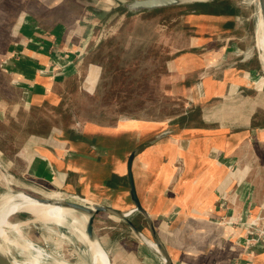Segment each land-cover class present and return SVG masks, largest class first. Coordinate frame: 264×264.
I'll use <instances>...</instances> for the list:
<instances>
[{
    "label": "crops",
    "instance_id": "crops-1",
    "mask_svg": "<svg viewBox=\"0 0 264 264\" xmlns=\"http://www.w3.org/2000/svg\"><path fill=\"white\" fill-rule=\"evenodd\" d=\"M98 1L85 0L88 7L74 22L83 26L75 41L73 30L63 26L50 31L36 29L30 22L28 30H23L22 47L14 52L16 57L4 59L3 68L10 84L20 90L25 106L40 107L52 98L60 99L54 87L75 72L90 53L62 75L56 74L60 69L47 74L36 70L50 69L51 44L60 42L64 50L72 47L73 52L80 48L71 62L90 48L85 40L80 42L81 37L92 28L101 33L103 23L117 12L122 0H108L114 4L105 11L98 7ZM210 1L214 0L191 6ZM236 13H187L188 19L219 22L214 31L209 26L204 31L194 28L189 46L166 66L167 73L177 80L179 94L196 99V115H191L188 125L123 120L111 125L73 124L70 132H49L47 139L27 145L33 151L28 160L33 180L47 186L49 193L64 197L75 194L87 205L126 214L133 209L126 162L134 152L133 186L145 214L137 213L142 224L129 218L133 213L128 218L139 232L161 245L172 264H264V243L246 248L239 238L243 231L222 221L229 211L235 218L248 211L251 217H258L264 229V115L259 108L264 84L258 85L254 46L244 42L249 37L247 30L245 26L239 29L246 18ZM126 14L123 11L118 16ZM226 21V25L221 24ZM203 69L210 73L201 79L203 96L198 98L196 81ZM87 70V76L93 75L96 81L99 68L89 65ZM212 70L216 72L212 74ZM220 102L227 106L216 109L221 118L212 125L216 119L206 121V117ZM225 107L235 112L232 121L223 119ZM180 163L182 171L177 174ZM101 214L116 215L100 213L96 217ZM122 222L129 229L126 239H136V233Z\"/></svg>",
    "mask_w": 264,
    "mask_h": 264
},
{
    "label": "rangeland",
    "instance_id": "rangeland-1",
    "mask_svg": "<svg viewBox=\"0 0 264 264\" xmlns=\"http://www.w3.org/2000/svg\"><path fill=\"white\" fill-rule=\"evenodd\" d=\"M98 2L102 11L112 8L111 5L114 4H108V0ZM227 2L232 6V10H222V13L237 12L236 15L246 18L239 29L245 26L247 30L249 37L244 42L254 46L253 57L258 62V75L264 84L263 65L255 48V38L250 39L258 14V1L225 0V3ZM202 5L204 6L184 5L148 13L126 14L122 18L118 15L122 16L124 10L118 7L117 12L103 23L101 33L92 28L89 29L90 33L79 38L80 42L85 40L87 47L90 44L91 47L100 34L98 45L86 57V61L75 72L63 77L58 86L54 87L53 91L60 99L52 98L40 107L29 108L21 101L20 90L10 84V76L3 68L4 59L9 55L11 58H14V55L16 57L14 52L17 53L22 47V38L26 34L23 30H28L30 22L35 23L36 29L50 31L63 26L73 30V40H77L83 26H75L74 22L82 18L88 6L85 5V0H0V195L23 192L41 198L40 193L50 192L47 186L33 180L28 173V160L33 151L27 147L34 141L47 139L49 132L65 133L73 124L111 125L123 120L177 122L180 125H188L192 121L191 115H196V99L179 94L177 80L174 74L167 73L166 66L172 58L189 46L194 28L204 31L203 29L209 26L210 30H215L218 20L188 19L186 11L189 9L203 10L205 15L220 13V8L218 9L214 2ZM227 22L221 24L226 25ZM63 47L60 42L51 44L48 50L50 66H62L80 51V48L73 52L72 47H66L65 50ZM89 65L99 68L98 77L94 82L93 75H88L90 79L87 76ZM207 73L210 71L203 69L197 76L198 98L203 96L200 82ZM260 102L259 108L263 112L261 115H264L263 96ZM221 105L227 106L223 102L216 103L206 121L216 119L212 125L219 123L220 110L216 109H220ZM224 110L226 112L222 110L223 119H235V112L228 111V107ZM250 122V125L254 124L253 121ZM204 123L203 121L201 124ZM178 170L177 174H180L181 163ZM58 197L84 203L81 197L75 194L69 199L62 194H58ZM129 218L136 224H142L137 219L136 212ZM11 221L25 223H20L19 233L6 232V241L0 240L6 260L21 263L34 254L22 250V240H26L42 250L44 264H89L86 246L78 242L77 234L72 235L66 226L42 222L27 212L15 214ZM128 231L127 225L116 215H99L95 219L93 233L100 244L93 247L91 254L97 257L101 264H108L107 257L110 264H164L148 245L149 242L155 241L139 231L136 239L127 240Z\"/></svg>",
    "mask_w": 264,
    "mask_h": 264
},
{
    "label": "bare ground",
    "instance_id": "bare-ground-1",
    "mask_svg": "<svg viewBox=\"0 0 264 264\" xmlns=\"http://www.w3.org/2000/svg\"><path fill=\"white\" fill-rule=\"evenodd\" d=\"M257 9H258L257 11L258 14L255 19V27H254L255 48L259 52V58H261L262 61V65H263L262 71L264 75V19L261 15L258 2H257ZM261 84H263V81L260 79L258 80V85ZM40 197L42 199H48L52 201H58V202L63 201V199H60L58 197L57 192L43 193V194L40 193ZM67 198L69 199L70 197ZM19 212H27L33 215L35 219L40 220L42 222H51L57 226H63V227L66 226L70 230V233L72 235L74 233L77 234L76 236L77 241L86 246L88 258H89L88 259L89 264H101L98 258L91 254V250L93 249V247L99 245L100 243L96 239L90 240L85 234V225L88 218L86 215L84 214L77 215L74 211L68 208L60 207L57 204H49V205L40 204L38 201H36L35 197H32V195L30 196V194L23 192L4 193L0 195V240L6 241L7 239L6 232L14 231L15 233H19L18 230L21 225L20 223H25V222L16 223L11 221L12 217ZM22 241H23L21 246L22 250L24 252L27 253L32 252L34 254L29 255L28 258L21 263L16 261H8L5 259L6 254L4 252L2 243L0 241V264H4L1 263L4 261L6 262V264H44L43 261L45 258L42 250L33 246L26 240H22ZM148 245L155 254L158 253L154 243L149 242ZM83 254L85 255V253ZM160 259L163 262V259L162 258ZM107 263L110 264L108 257H107ZM57 264H61V263H57Z\"/></svg>",
    "mask_w": 264,
    "mask_h": 264
},
{
    "label": "water",
    "instance_id": "water-1",
    "mask_svg": "<svg viewBox=\"0 0 264 264\" xmlns=\"http://www.w3.org/2000/svg\"><path fill=\"white\" fill-rule=\"evenodd\" d=\"M206 0H122L120 1V3L118 4V6L120 8H122L126 13L130 14V15H134V14H140V13H148V12H152V11H157V10H162V9H168V8H174V7H179V6H191L195 3H202L205 2ZM259 7H260V12L261 15L264 19V0H257ZM187 13H195L194 9H189L186 11ZM100 38V37H99ZM99 43V39L97 38L94 42V44L87 49L86 51L82 52L79 56L76 57V59L71 62L70 64H68L67 66L63 67L62 69H60L59 71H57V75H62L63 73H65L69 68L74 67L75 65H79L84 57L86 55H88L90 52H92V50H94V48L98 45ZM134 157V152L130 153V155L127 158V162H126V173H127V178L129 181V193H130V198L133 204V209L126 214H120L117 213L113 210H110L106 207L103 206H99V205H87L85 203H79L73 200H63V201H52V200H48V199H42V198H35L36 201H38L40 204H57L60 207H64V208H68L72 211H74L75 213H81L86 215L87 218V222L85 225V234L87 235V237L90 240L95 239L94 238V233H93V221L95 219V217L100 214V213H114L116 214L118 217H120L124 222H126L129 227L132 229V231L134 233H139L138 230L135 228V226L133 225V223L129 220L128 216L131 213H140V214H145L144 209L142 208L137 196H136V192L134 190V186H133V180H132V173H131V164H132V160ZM153 239L155 240L154 236ZM154 245L158 251V253H156V255H158L160 258L163 259V263L164 264H172V262L170 261V259L168 258V256L164 253L161 245L155 241ZM6 264V262H1Z\"/></svg>",
    "mask_w": 264,
    "mask_h": 264
},
{
    "label": "built area",
    "instance_id": "built-area-1",
    "mask_svg": "<svg viewBox=\"0 0 264 264\" xmlns=\"http://www.w3.org/2000/svg\"><path fill=\"white\" fill-rule=\"evenodd\" d=\"M70 63L71 60L59 67L53 65L50 66V69L39 68L37 70H39V73L47 74L54 72L55 69H62ZM223 204L225 205V203ZM231 214L232 213L229 211L227 217L222 221L225 220L226 225L238 227L243 231V234L239 238H241L242 244L246 248H253L258 244L264 243V229L260 227L258 217H251L248 211H245L239 218H235Z\"/></svg>",
    "mask_w": 264,
    "mask_h": 264
},
{
    "label": "trees",
    "instance_id": "trees-1",
    "mask_svg": "<svg viewBox=\"0 0 264 264\" xmlns=\"http://www.w3.org/2000/svg\"><path fill=\"white\" fill-rule=\"evenodd\" d=\"M214 2V4H215V6L222 12V10L224 11V10H226V9H229V10H232L231 8H232V6L227 2V3H225V1H223V0H214L213 1ZM204 4V3H203ZM198 6V5H197ZM199 6H204V5H202V4H199ZM198 6V7H199ZM223 7L225 8V9H223ZM229 10H226V11H229ZM205 11H203V10H200V9H195V14L196 15H201V14H205L204 13ZM129 15V14H128Z\"/></svg>",
    "mask_w": 264,
    "mask_h": 264
}]
</instances>
